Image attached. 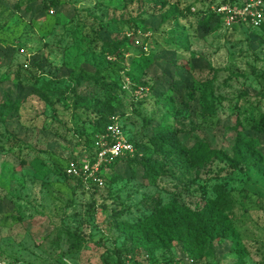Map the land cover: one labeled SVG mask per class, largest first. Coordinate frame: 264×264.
<instances>
[{
    "label": "rangeland",
    "instance_id": "obj_1",
    "mask_svg": "<svg viewBox=\"0 0 264 264\" xmlns=\"http://www.w3.org/2000/svg\"><path fill=\"white\" fill-rule=\"evenodd\" d=\"M111 114L138 157L92 194L66 169ZM238 137L258 166L191 164L203 143L234 157ZM222 195L230 236L157 255L264 264V0H0V264H143L140 219Z\"/></svg>",
    "mask_w": 264,
    "mask_h": 264
},
{
    "label": "trees",
    "instance_id": "obj_2",
    "mask_svg": "<svg viewBox=\"0 0 264 264\" xmlns=\"http://www.w3.org/2000/svg\"><path fill=\"white\" fill-rule=\"evenodd\" d=\"M46 84L45 86H47ZM112 116L121 117L118 114H111L104 117V121L97 129L96 134L103 133L107 125L111 123ZM122 118V117H121ZM124 130V129H123ZM95 134V135H96ZM126 134V133H125ZM94 135V137H95ZM89 144L91 150H93V142ZM136 147L137 154L135 156H126L115 160L108 167H115L120 163L130 164L135 162L138 157V142L132 138H128ZM151 142L154 143L159 149L170 150L172 148H177L179 142H172L170 140H165L159 136L154 135L151 138ZM90 150V149H88ZM195 160L191 164H198L206 160L219 159L221 161L227 162L232 167L238 169L241 166L250 168L251 165L258 166L259 159H257L255 153L251 152L249 148L246 147L245 143L238 137L235 142L234 157L228 155L224 150H219L212 148L209 144L203 143L200 147L193 153ZM75 160V159H74ZM187 160L180 161V163L186 162ZM107 168V167H106ZM70 179L77 182L79 186L85 190L83 181L80 178H75L67 175ZM103 178L104 174L101 175ZM105 184V183H104ZM92 194L99 190L98 185L92 184ZM226 204L225 196L222 195L221 198H217L209 205L206 209L202 211H193L179 202H171L168 205L160 207V211L154 213L148 217L140 219L137 224L133 226L131 231L134 234L145 235V245L148 247L147 252L143 257H146V262L143 264H159L161 261L166 264H173L176 262L174 257H164L162 258L158 254L160 250L170 249L173 241L180 240L186 245V249L190 251L189 255L197 251V243L199 245L206 240H215L219 238H226L231 234V225L228 220L227 214L223 207ZM128 253L118 250L117 264H137V257L131 259ZM155 262V263H152ZM68 264V263H65Z\"/></svg>",
    "mask_w": 264,
    "mask_h": 264
},
{
    "label": "built area",
    "instance_id": "obj_3",
    "mask_svg": "<svg viewBox=\"0 0 264 264\" xmlns=\"http://www.w3.org/2000/svg\"><path fill=\"white\" fill-rule=\"evenodd\" d=\"M261 4L258 1L255 6ZM228 11L227 22L228 24L240 19L258 26L261 24V13L257 9L246 7L244 10L237 7L227 9L225 7L219 9V12ZM249 18V19H248ZM248 24V23H247ZM93 150H85L82 159H75L67 166L66 172L69 176L80 178L86 190L92 191V184L99 187L104 186V178L101 176L103 171L108 165L112 164L115 160L126 157L135 156L137 149L135 145L128 139L120 118L112 116L111 123L107 125L103 133L96 134L93 142ZM146 262V257H144ZM190 261V259H187ZM69 264H74L69 262ZM159 264H166L160 262ZM173 264H188L186 261L176 260Z\"/></svg>",
    "mask_w": 264,
    "mask_h": 264
}]
</instances>
